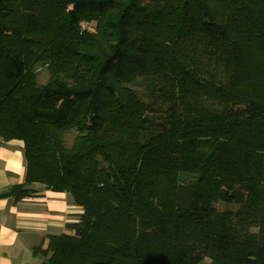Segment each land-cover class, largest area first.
<instances>
[{
  "label": "trees",
  "instance_id": "trees-1",
  "mask_svg": "<svg viewBox=\"0 0 264 264\" xmlns=\"http://www.w3.org/2000/svg\"><path fill=\"white\" fill-rule=\"evenodd\" d=\"M12 140L80 209L40 264H264V0H0Z\"/></svg>",
  "mask_w": 264,
  "mask_h": 264
},
{
  "label": "crops",
  "instance_id": "crops-1",
  "mask_svg": "<svg viewBox=\"0 0 264 264\" xmlns=\"http://www.w3.org/2000/svg\"><path fill=\"white\" fill-rule=\"evenodd\" d=\"M26 177L24 143L20 140L0 142V194L23 185ZM30 197L16 200L0 198V264H37L33 249L45 248L50 236L66 232L80 209L65 193L48 191L33 185Z\"/></svg>",
  "mask_w": 264,
  "mask_h": 264
},
{
  "label": "rangeland",
  "instance_id": "rangeland-1",
  "mask_svg": "<svg viewBox=\"0 0 264 264\" xmlns=\"http://www.w3.org/2000/svg\"><path fill=\"white\" fill-rule=\"evenodd\" d=\"M91 26H87L86 24H82V29L83 30H89V31H94L93 30V25L90 24ZM35 75H36V82L40 85H43V84H46L49 79H50V74H49V71L47 70V67H43V66H40L38 67V69L35 70ZM133 89L139 91L140 93L144 92V88L142 86H140L139 84L135 85V86H132ZM75 138V135L72 133V134H67L66 136V141L68 143V145H71L73 140ZM68 195V197L70 199H72L71 195L69 193H65ZM220 209H224V205L222 204H219L218 205ZM76 221V220H75ZM35 264H37V262H35ZM202 264H210V260L209 259H206L204 260V262Z\"/></svg>",
  "mask_w": 264,
  "mask_h": 264
}]
</instances>
